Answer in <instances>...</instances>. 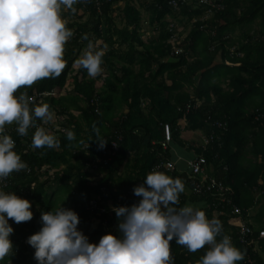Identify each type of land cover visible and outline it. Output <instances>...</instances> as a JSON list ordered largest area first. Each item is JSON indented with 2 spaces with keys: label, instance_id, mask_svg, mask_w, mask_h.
<instances>
[{
  "label": "trees",
  "instance_id": "obj_1",
  "mask_svg": "<svg viewBox=\"0 0 264 264\" xmlns=\"http://www.w3.org/2000/svg\"><path fill=\"white\" fill-rule=\"evenodd\" d=\"M121 1L123 24L119 26L113 15ZM140 1L148 23L157 30L153 38H142V14L133 0H78L73 6L75 12L62 10L66 26L74 33L64 47L66 67L58 77L44 78L17 90V96L24 94L26 98L53 90L54 96L45 103L51 113L67 116V131L56 136L54 124L48 125L50 120L36 118V126L58 139V145L52 148H36L32 141L22 140L19 132L10 134L17 141L15 151L31 171L16 174L7 190L32 201L33 218L20 223L9 219L14 228L10 234L14 253L0 264L27 263L34 255L27 237L41 227V212L64 198L62 204L69 201L90 241L98 242L105 232L118 235L117 217L111 206L138 202L133 187L144 183L154 165L173 160L170 149L161 146L165 123L177 137L183 119L186 129L204 134L219 132L212 126L213 121L226 122L228 131L219 144L213 143L206 150L195 141L186 145L204 155L207 167L213 166L212 176L231 188L230 197L242 210L243 218H249L255 194L264 197V188L259 184L260 179L264 181V118L255 120L256 109H264V0H219L223 9L207 19L201 16L209 6L180 8L178 14L195 21L181 40L183 53L173 56L167 43L171 37L167 16L177 13L168 0ZM90 41L105 53V71L97 75L101 82L90 78L87 70L75 63ZM168 57L171 59L166 60ZM69 82L72 92H67ZM95 97L99 112L91 103ZM197 101L200 103L196 107L191 105L186 111L188 103ZM97 130L108 140L103 148L93 140ZM34 131L35 127L28 129L26 135L33 136ZM68 131L74 133L73 140L67 138ZM118 136L119 148L112 160L90 171L87 163L106 156L110 142ZM96 172L103 174L98 181L92 179ZM166 173L181 178L189 188L187 194L180 193L178 206L196 204L209 219L218 218L223 230L217 239L231 236L244 254L248 253L256 264H264V238H259V230L264 228L253 227L248 244H241L231 225L230 206L221 202L218 193L196 194L187 172L175 169ZM96 197L102 201L103 212L90 208V200ZM207 248L205 245L192 252L175 240L170 242L174 264H197Z\"/></svg>",
  "mask_w": 264,
  "mask_h": 264
},
{
  "label": "clouds",
  "instance_id": "obj_2",
  "mask_svg": "<svg viewBox=\"0 0 264 264\" xmlns=\"http://www.w3.org/2000/svg\"><path fill=\"white\" fill-rule=\"evenodd\" d=\"M78 0H0V181L14 171L28 167L15 151V140L5 132V125L15 122L17 131L26 135L35 127L32 145L36 148L56 147L58 139L36 118L51 119L47 103L30 105L24 94L16 95L22 86H31L44 78L58 77L66 67L64 47L73 36L61 16L62 7L73 12ZM104 50L91 41L76 59L89 76L103 71ZM73 140L74 133L67 132ZM98 147L106 146L97 130ZM147 185V186H145ZM185 184L179 177L153 168L144 183L133 192L140 197L131 205H112L117 217L118 235L105 232L98 242L78 228V213L57 206L41 212V227L27 237L34 248L38 264H174L170 242L184 245L195 252L208 246L197 264H237L244 252L231 237L223 235L218 218L209 219L200 207L180 205L179 195ZM32 201L0 187V261L14 253L9 223L33 218Z\"/></svg>",
  "mask_w": 264,
  "mask_h": 264
},
{
  "label": "built area",
  "instance_id": "obj_3",
  "mask_svg": "<svg viewBox=\"0 0 264 264\" xmlns=\"http://www.w3.org/2000/svg\"><path fill=\"white\" fill-rule=\"evenodd\" d=\"M169 5L171 8L178 13L180 8L184 6H192L193 8L204 5V6H209L205 11L204 14L211 13L212 15L215 13L217 10L223 9V5L220 4V1L218 0H168ZM207 4V5H206ZM202 19H207V18H202ZM168 20V19H167ZM169 21V20H168ZM176 24L173 21H170L168 25V30L171 32V37L167 40V43L171 45V55H177L180 53H183V49L180 46L181 40L180 38L176 36ZM235 50V47H232L230 49L231 52ZM240 54V53H238ZM105 76V74H103ZM73 86L72 87H67V92H72ZM51 96H54V91H41L35 94L34 96L30 98H26L29 102L30 105H33L34 103L37 104H43L45 103V99H49ZM91 103L95 104V111H98V105L99 101L98 98L95 97ZM200 102H196V104H191L188 103L186 105V111H188L193 105V107H196ZM67 116H62V115H57L56 113H51V119L48 123V125H51V123L54 124V130L53 132L54 135L59 136L61 133H64L67 131V128L64 127V123L66 120ZM264 118V109H256V115H255V120H262ZM184 122V126L186 125L185 119L181 120ZM46 123V122H45ZM212 126L216 127L219 132L217 131H212L208 134H202L201 140L199 142V146L203 149L206 150L208 146H211L213 143L219 144L221 141V136L228 131V126L226 122L222 121H213ZM18 125L13 122L12 124H6L5 125V132L6 134H14L17 131ZM49 127V126H48ZM34 127H30L29 129H32ZM179 130L180 132L183 130V126L179 122ZM163 140L161 141V146L163 149H168L171 141L173 140L172 136V129L170 124L165 123L163 124ZM11 136V135H10ZM14 140L15 138L11 136ZM22 140H27V141H32L33 136L31 135H21ZM118 140H120V136H118L117 140H112L110 142L107 155L103 157H96L94 159H91L88 163L87 166H89L90 171H94L97 167H102L106 165L108 162L112 160V158L115 156L116 152L118 151L119 144ZM17 144V141L15 140V146ZM187 165L189 167V172H188V178L192 181L193 184V191L196 194H202L204 192H211L214 191L215 193H218L220 196L221 202L227 204L230 206V215L233 216V219L231 221V225L236 229L237 236L239 238V241L241 244L246 245L248 244L251 235L254 232L252 224L248 222L247 219L243 218L242 215V210L232 202V198L230 197V192L231 188L229 186H226L222 181L216 179L212 175H209L206 172L207 168V160L204 155L202 154H197L195 158L192 160L187 161ZM153 168H157L161 171L164 172H169V171H174L176 169V161H166V162H161L153 166ZM152 168V169H153ZM25 170V172L30 173L31 168L28 166L26 169H22L20 171ZM20 171H14L13 173L10 174L9 177L5 178L3 181H0V187H3L6 191H8V186L11 184V180H14L15 175L18 174ZM51 172V171H49ZM33 186V185H32ZM21 194H23V191H20ZM99 197L96 199H91L90 200V208L91 210H94L96 208H100V210L103 212L104 208L101 207L103 205L102 201H98ZM231 237V236H230ZM259 238H264V229L259 230ZM243 264H256L252 257L248 254L245 253L244 255V262Z\"/></svg>",
  "mask_w": 264,
  "mask_h": 264
},
{
  "label": "crops",
  "instance_id": "obj_4",
  "mask_svg": "<svg viewBox=\"0 0 264 264\" xmlns=\"http://www.w3.org/2000/svg\"><path fill=\"white\" fill-rule=\"evenodd\" d=\"M143 23H148V21H143L142 22V25H141V33H144L145 34V31H144V28H143ZM143 39H149V38H145L144 36H142ZM100 43V41H97V45ZM171 59L170 57H168L166 60H169ZM103 68V71L102 73L105 71V68ZM90 78H93L95 79L97 82H101L99 77H91ZM180 124L183 126V130L179 133V135L177 137H174L173 136V140L171 141L170 145H169V149L172 153V159L173 161H176V164L178 166V164L182 163L185 165V163L189 160H192L193 158H195V156L197 155L196 153V150H195V147H188L186 145V142H191V141H195L197 144H199V141L195 140V138H192V139H188L186 137H191V136H187L186 134L190 133V134H194V133H201V135L203 134V132L201 130H188L186 129V127L184 126V122H182L180 120ZM182 143H184L182 145ZM181 149L183 151H181V153L179 152L178 156L176 155L177 154V150ZM189 153L193 156H190ZM177 169V168H176ZM178 170V169H177ZM206 172L209 174V175H212V172H213V166L212 165H209L207 168H206ZM101 175L99 177V179L103 176L102 173H99V172H96L94 173V175ZM92 176V178H94L95 176ZM98 179V180H99ZM259 184H261L264 188V181L263 179H260L259 180ZM186 191V187H185V190L183 191V193H188ZM191 204V203H190ZM248 222H250V224L253 225V227L256 229L258 228H264V197H262L260 195L259 192H257L255 194V204L252 208L249 209L248 211ZM34 253V252H32ZM35 258H34V255H32L29 260L27 261L30 262L31 264H34L35 263ZM26 264V263H25Z\"/></svg>",
  "mask_w": 264,
  "mask_h": 264
},
{
  "label": "rangeland",
  "instance_id": "obj_5",
  "mask_svg": "<svg viewBox=\"0 0 264 264\" xmlns=\"http://www.w3.org/2000/svg\"><path fill=\"white\" fill-rule=\"evenodd\" d=\"M148 1H151V0H148ZM133 4H135L137 7L140 8L141 14H142V19H143V21H146L148 19V15H147V12H145V10L140 7L141 1L140 0H133ZM123 5H124V2L123 1L119 2V4L116 5V10H115L114 15H113L114 18H115L116 23L119 26H122V24H123V21H122L123 15H122V9H121L123 7ZM62 10L64 12H66L68 10V8L62 7ZM76 16H78V15H76ZM211 16H212V14L211 13H208L206 15L203 14L201 17L202 18H210ZM73 18L76 19L77 17H73ZM86 18H87V16L85 14H83V20H85ZM167 19L169 21L175 22V24L177 26L175 33H176V36L180 38L179 40H182L187 35V33L189 32V30L191 28L192 23L195 21V19L189 20L187 17L182 16V15H180L178 13L177 14H174V15H171V16H167ZM143 28H144L145 34L144 33H141V34L145 38H153V37H155L157 35V30H155L154 27L151 26L149 23H143ZM235 33L236 34H239V31L237 30ZM68 86L69 87H72L73 85L71 84V82H69ZM186 135L187 136H191V137H186V138H188V139L195 138V140H197L199 142H200L201 136H202L201 133H199V132L194 133V134L188 133ZM181 151H183V150H181V149L178 148L176 155L178 156L179 152L181 153ZM189 155L190 156H193V154L191 155L190 153H189ZM176 168L178 169L179 172H187V173L189 172V167L187 165V162L185 163V165L182 164V163H180L177 166V164H176ZM94 176L95 177L92 178V179L95 180V181H98V179H99V177L101 175L99 174V175H94ZM53 186H55V185H53ZM145 186H147V185H145ZM186 191L189 192V188L186 187ZM192 205L197 206L196 204H192ZM63 206L70 207L69 201L66 200V202L64 203ZM78 228L80 230H82L83 227H82L81 224H78ZM31 251L32 252L35 251L32 246H31ZM26 264H31V263L28 262Z\"/></svg>",
  "mask_w": 264,
  "mask_h": 264
}]
</instances>
